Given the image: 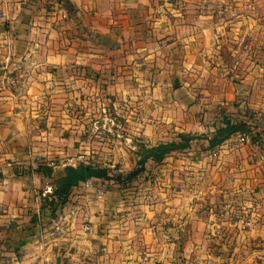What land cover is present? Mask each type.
<instances>
[{
	"label": "crops",
	"instance_id": "1",
	"mask_svg": "<svg viewBox=\"0 0 264 264\" xmlns=\"http://www.w3.org/2000/svg\"><path fill=\"white\" fill-rule=\"evenodd\" d=\"M213 118L264 142V0H0V264H264L256 143L197 139L191 162L91 179L55 210L34 163L210 136Z\"/></svg>",
	"mask_w": 264,
	"mask_h": 264
},
{
	"label": "trees",
	"instance_id": "2",
	"mask_svg": "<svg viewBox=\"0 0 264 264\" xmlns=\"http://www.w3.org/2000/svg\"><path fill=\"white\" fill-rule=\"evenodd\" d=\"M250 133V126L242 121L233 122L232 120H223L220 127H217L210 136H195L179 134L176 141L169 143H161L156 146L141 145L137 155L140 159L136 163L138 169L132 171L125 177L113 176L109 173L107 168L78 164L76 167L66 166L62 171L53 174L52 170L47 167L39 168L41 173L53 179L51 200L48 201L52 210H55L54 205L57 200L62 206L67 201L68 196L73 188L79 184L89 181L91 179H101L105 181H113L115 184L122 187L132 179L141 175L149 163L159 164L165 160L169 155L189 149L191 143L197 139L203 138L207 142V149L213 150L220 146L225 141L237 134ZM256 136V135H255ZM251 143H256L255 139ZM47 201L46 198L43 199Z\"/></svg>",
	"mask_w": 264,
	"mask_h": 264
},
{
	"label": "rangeland",
	"instance_id": "3",
	"mask_svg": "<svg viewBox=\"0 0 264 264\" xmlns=\"http://www.w3.org/2000/svg\"><path fill=\"white\" fill-rule=\"evenodd\" d=\"M215 111L217 112L218 109L215 110ZM248 113L249 112L246 113V115H245L246 117H247ZM212 120H213L212 121L213 122L212 125L214 126V131H215V129L217 127L221 126L220 123H222V122L219 119H216V118H213ZM231 120L233 122L237 121L235 118H231ZM247 121H250V120H247ZM251 122L254 124V127H259V128L261 127L258 124H255L253 121H251ZM94 129L97 130V128H94ZM178 135L170 137L171 141H166V142H163V143H169V142H172V141H176ZM186 135H191V133L190 134H186ZM247 135L249 136V142H251L252 139H255L256 140V144H258L257 151L255 152V156H253L252 159L254 161L258 160L259 162H261L263 160V162H264V142L261 141V139H262L261 136H259V134L257 132H255V131L253 133V130H251V129H250V133L248 132ZM101 138L102 139L98 140V145H97L98 148L94 149V151L92 153L89 152L88 155H86L87 158L85 160H81L78 163H83L82 161H85L87 163H97L98 165H100L99 167H103V168H106V166L104 164L112 165L113 168H111L112 172L110 174L113 175V176L125 177L126 175H128L132 171L138 169L136 163L140 159L139 155H137V152L139 151L140 146L141 145L150 146V144H145V143L136 142L134 140H131V141H127L126 147L125 146L123 147L122 144H118V143L115 144V141H113V139L111 137L104 136V137H101ZM120 142L123 143V140L122 141L120 140ZM201 142L198 141V143L196 144L197 147L199 146L200 150H202V148H203L201 145L205 144L204 142L203 143H201ZM192 145H194V142L192 143ZM242 147H244V146H242ZM242 147H240V148H242ZM245 150H246V148H245ZM229 154H231V153H229ZM35 157L36 158H35L34 163H54V164L55 163H62L64 166H60V168H62V167L64 168V167L68 166L67 165V163H68L67 161L57 160V161L53 162V161L46 160L45 158H41L40 156H35ZM171 157H173V159L185 158V159H181V160L182 161L189 160L191 162V146H190L189 149H186V150L171 154ZM87 165H90V164H87ZM151 166H152V164L151 165H149V164L146 165V168L141 173V175L145 176L146 173L149 172V168ZM190 173H191V169H190ZM141 175H139V176H141ZM47 181L50 184H52L53 179L50 178V179H47Z\"/></svg>",
	"mask_w": 264,
	"mask_h": 264
},
{
	"label": "built area",
	"instance_id": "4",
	"mask_svg": "<svg viewBox=\"0 0 264 264\" xmlns=\"http://www.w3.org/2000/svg\"><path fill=\"white\" fill-rule=\"evenodd\" d=\"M249 118H257L259 120V116L255 115V114H252V113H248L247 115ZM249 144V136L247 134H237V138H236V141L233 143V145L231 147H236V146H244V145H247ZM40 167H48V168H56V165L54 163H37ZM51 188L47 189L46 193L48 194H51ZM42 195V196H45V194ZM86 230H89L88 227L85 228Z\"/></svg>",
	"mask_w": 264,
	"mask_h": 264
}]
</instances>
